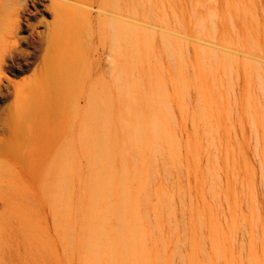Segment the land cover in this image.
Wrapping results in <instances>:
<instances>
[{
	"label": "rangeland",
	"instance_id": "1",
	"mask_svg": "<svg viewBox=\"0 0 264 264\" xmlns=\"http://www.w3.org/2000/svg\"><path fill=\"white\" fill-rule=\"evenodd\" d=\"M25 10L0 61V264H264V0ZM51 31L57 72L28 58Z\"/></svg>",
	"mask_w": 264,
	"mask_h": 264
},
{
	"label": "bare ground",
	"instance_id": "2",
	"mask_svg": "<svg viewBox=\"0 0 264 264\" xmlns=\"http://www.w3.org/2000/svg\"><path fill=\"white\" fill-rule=\"evenodd\" d=\"M28 2H31L35 6H40L42 2L45 0H0V40L3 44L6 45L7 50L0 53V61H4L7 57L13 56V53L16 51V46L20 43V40L15 35V32L19 30L21 26H23V18L22 16L26 13V6H28ZM47 6H43L44 10ZM3 15H7V18H2ZM60 17V16H59ZM117 21V20H116ZM123 22V21H122ZM127 23V22H125ZM56 25V24H55ZM10 27L11 31L6 34L3 31L4 27ZM57 27V26H56ZM59 28V27H58ZM129 28V27H127ZM155 28V27H154ZM161 29V28H160ZM167 32V31H165ZM171 33V32H168ZM48 34V35H47ZM47 34H38V46L35 49V52L31 54L28 58L32 61L30 63L37 62L42 64H52L51 69L57 72V66L52 63V55L55 52V47L57 42L59 41V36L55 32H50ZM18 35V34H17ZM22 43V41H21ZM204 43V42H202ZM207 44V43H206ZM213 46V45H212ZM1 67V65H0ZM61 73V71H60ZM43 72L38 71L35 75H42ZM57 83L56 80H47L45 85L49 88L53 87L54 84ZM21 95L16 90L14 92V97L19 98ZM11 111H9L10 113ZM8 127H12V123L6 118L5 121ZM243 234V233H242Z\"/></svg>",
	"mask_w": 264,
	"mask_h": 264
}]
</instances>
